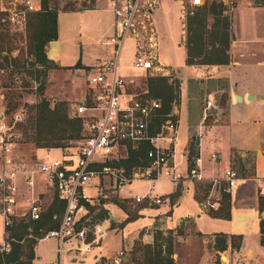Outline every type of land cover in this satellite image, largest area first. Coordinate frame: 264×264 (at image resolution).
Here are the masks:
<instances>
[{"label": "rangeland", "instance_id": "374dc122", "mask_svg": "<svg viewBox=\"0 0 264 264\" xmlns=\"http://www.w3.org/2000/svg\"><path fill=\"white\" fill-rule=\"evenodd\" d=\"M47 6L49 9L57 11V17L56 40L50 42L46 54L48 58H51L59 66L66 67V69L61 71L47 69L45 75H43L41 68L34 63L33 58L26 54L25 36L9 34L3 24L0 23V111L3 109L5 111L6 103L15 107L12 111L6 113L8 116L17 108L28 107L33 102H36L38 87L43 88V97L49 102L50 106L54 102H65L68 112L73 115L76 105L89 95L87 93V79L110 55L109 47L102 44L113 32L112 17L107 10H104L106 9L104 0H48ZM223 8L230 25L231 38L227 51L229 61L232 62L234 58L235 60L241 59L244 66H249L246 64H250L255 59V51L264 55V50L261 51L259 49L260 46H263L261 42H264V7H255L251 0H227L223 4ZM178 11L179 5L177 1L162 0L160 9L155 14L154 26L158 38V47L155 55L164 71H167L163 76L167 78L166 84H168V67L179 66L183 62V51L180 44L184 42V39L182 40L181 37L185 35V17L191 15L187 14V9L185 15L179 17ZM195 11L193 10L192 13ZM129 43V41L126 42L125 46L129 45ZM130 51L128 48L127 53L121 56L119 73L123 78L133 80L134 84L131 90L141 94L146 92L145 83L149 76L129 67ZM257 58L261 57L258 56ZM12 60H16L17 66H6ZM240 73H244L249 77H254L255 75L259 78L263 75L262 69L254 66L242 68ZM152 77H159V75ZM169 77L172 80L170 83L171 96L174 98V104L178 105L177 96L180 91L178 83L174 79L175 74L173 71L169 72ZM216 87L220 91L221 84H217ZM192 94L194 99V106L192 107L197 109L198 106L205 103L206 98H202L199 89L193 90ZM146 96L156 100L162 107L158 98H153L150 94L148 96L147 93ZM202 99L204 100L202 101ZM214 103L216 105L220 103L219 95L214 99ZM27 112L28 116H30L31 113L28 110ZM162 119L163 117L159 115L154 120L155 124L162 121ZM16 143L14 152L21 164L31 166L38 162L61 158L60 149L63 148L35 150L32 143L26 140H20ZM78 143L79 141L68 142L65 147L67 149L66 152L72 154L78 147ZM206 153L207 156L212 153L216 154L210 151ZM201 155L203 158L206 157L204 154ZM126 158L127 155L124 156L123 149H119L116 155L113 154L110 157L108 162L112 166L122 168L126 175L135 172L137 168L141 170L144 167H131L129 173H126L124 166L120 163ZM206 161L204 160V163L201 164L202 175H204L203 165ZM180 172H184V169H181ZM221 172L220 170L219 173L221 174ZM237 172L240 174L238 170ZM193 185H195L196 199L200 200V207L194 201L190 188L184 190L178 204L175 205L178 192L184 188L183 184L160 182L157 184L156 193L166 195L168 197L167 201L142 211V208H147L144 204H136L124 196L128 198L131 196L127 193V190L142 195L146 187L145 183L131 182L125 190H121V195L118 197L116 193H112L111 189H107L109 185L105 179L99 187L102 190L101 196L97 197L96 202L89 204L91 210L87 209V216L81 219V224H78V226L83 225L88 230H91L95 225L105 226L104 220H98L102 210H106V220H113L114 223L105 226L107 230L105 237L98 243L99 245H92L95 247L85 254L81 264H93V258L99 255L109 258L110 261L113 254L119 250L123 252L126 264H146V259L154 255H157V264H174L173 260L179 255L183 257L185 264H194L196 262V264H204L207 260V255L205 252L203 253L204 247L200 249L201 254H198L200 251L198 250L197 238H186V236L192 235L194 230L202 233H211L220 227L223 229L232 227L239 233L236 234L239 235L238 247L244 251L250 250V257L246 259L248 264H264V247L260 246L258 242V219L261 214L258 211L257 201L251 200L250 202L247 197L232 201L230 208V216L232 218L229 225L213 221L204 214L197 219L196 216L200 214L202 209L206 212L208 210H216L219 205L220 195L218 196L215 189L207 194L199 190L198 186L204 185V183L193 182L188 187ZM174 189L176 191L170 195ZM85 193L93 197L95 190L86 187ZM169 195L171 198L170 202ZM217 197L218 205H215V209H208L206 205L208 199L211 203ZM40 200L42 216L54 200V196L52 193L45 191L43 195H40ZM119 204L125 207V212L121 210L118 206ZM141 211L142 216L140 215ZM126 212L135 214L136 218L123 226L122 223L127 216ZM177 219L181 221L176 224L175 220ZM26 222H29L26 216L16 218L15 224L5 232L4 239L10 236L13 239H10L9 243L14 242L15 238L22 233V224ZM54 223H56V220L51 219L48 221L49 226ZM153 223H158L162 229H154ZM120 228L121 230H118ZM145 233H148L149 237H144ZM27 234H31V228L27 229ZM87 237L88 239L91 237L89 233ZM200 240L198 239V242ZM213 240L215 241V238ZM38 242L37 240L36 243ZM54 249L55 240L52 238L37 244L35 252L39 260L36 264H57ZM168 249L171 252L169 257L167 256ZM172 254H175V256ZM71 256V253H64L62 255V264H78L77 261L71 260ZM176 260V264H180L177 258ZM219 262L224 264L225 259L216 255L211 263L219 264Z\"/></svg>", "mask_w": 264, "mask_h": 264}, {"label": "built area", "instance_id": "2783aa9c", "mask_svg": "<svg viewBox=\"0 0 264 264\" xmlns=\"http://www.w3.org/2000/svg\"><path fill=\"white\" fill-rule=\"evenodd\" d=\"M162 0H104L112 17V35L102 44L110 49V56L86 81L87 95L75 107L72 116L81 120L83 137L72 154L66 148L61 150V158L38 162L28 166L21 164L14 152L18 142L17 126L26 117L24 107L17 108L11 115L0 111V218L4 230H9L16 218L26 216L29 222L41 219L40 195L50 192L63 204L62 213L54 229L45 232L39 242L55 240L56 263L62 264V255L70 248L64 244L69 240L78 243L74 250L81 253L90 245H97L105 237L106 228L95 225L88 230L81 224L87 216L89 204L101 196L100 185L107 180L108 188L119 197L121 190L131 182H143V195L133 194L129 198L136 204L147 207L167 201L166 196L153 194L157 182L207 183L211 193L214 189L229 194L239 180L233 168H224L220 175L205 179L201 170L199 154L194 156L191 166L188 154H180L186 162L184 172L179 170V162L174 161L177 123L166 115L159 123L154 120L160 104L146 96V92L131 90L134 82L123 78L120 73L121 56L128 50L131 69L149 77L163 75V67L158 62L155 51L158 38L155 30V14ZM179 5V17L211 2L225 4L227 0H175ZM40 10L39 0H0V23L13 35H24L26 21L30 14ZM130 42L125 46L126 42ZM206 108L211 106L206 102ZM145 151L146 166L126 175L122 168L108 162L113 154L123 149ZM212 162L218 161L214 153L208 156ZM93 188L95 195L88 196L85 188ZM130 193V190L127 191ZM207 196V195H206ZM218 197L206 202L208 209H215ZM90 207V206H89ZM54 219V217H53ZM109 226L108 220H104ZM88 233L91 237L88 239ZM10 239L0 243V253H8ZM109 264H126L120 250L110 258Z\"/></svg>", "mask_w": 264, "mask_h": 264}, {"label": "crops", "instance_id": "0c3cea01", "mask_svg": "<svg viewBox=\"0 0 264 264\" xmlns=\"http://www.w3.org/2000/svg\"><path fill=\"white\" fill-rule=\"evenodd\" d=\"M104 10H107L109 12L107 5L106 9ZM181 39L183 40L184 37H181ZM49 44L50 42L46 44L44 52L46 58L52 61L58 67V69H54V71H61L62 69H66V67L59 66L51 58L47 57L46 52ZM261 44L263 46H260L259 49L263 51L264 42H261ZM180 46L183 51V62L179 66L168 67V83L170 84L172 82L171 78L169 77V72L173 71L175 74L174 79L177 81L180 91L179 95L177 96L178 105L174 104L173 100L170 104L171 109L168 114L177 123L174 161L179 162V170L185 168L186 162L185 160L184 162L180 160L179 155L184 153H186L187 155L190 148V143L192 142L195 156L197 154H199V156L201 154H204L206 156L204 158L202 155L200 156L202 163H204V160H207L203 165V176L204 178H206V180L211 177L218 176L220 174L219 171H222L227 167L235 168V170L237 169L240 172V174L237 172L239 180L237 181L235 188L229 193V218L227 220L212 218L208 216L207 212L202 208L200 214L196 216V218L198 219L204 214L213 221L229 225L232 218V216H230L232 201H235L237 199L241 200V198L245 197H247L250 202L251 200L257 201L258 195H264V98L262 97L264 96V55H262L258 51H255V59L250 62V64H246L249 66H244L241 62V59L235 60V58L232 59V62L228 63L227 65L186 66L184 65L183 42L180 44ZM257 55L261 58L258 59ZM109 56L107 57V59L109 58ZM250 66L261 68L263 74L262 77L259 78L255 75L254 77H249L244 73H240V69ZM166 72L167 71H164L163 68V75L161 76H164ZM222 81H224L227 86V100L224 106L216 105L214 103V99L217 97V95H219L220 97V95L223 93L222 90L219 91V88L216 87L217 84L222 83ZM211 85L212 87H210ZM195 89H199L201 91L202 98H206L205 103L198 106L197 109L192 107L194 106L192 92ZM247 95H251L252 99L246 100ZM235 96L240 97L239 103H235ZM203 100L204 99H202V101ZM206 102H210L211 106L206 108ZM208 116H211V118L207 119V122H204L205 118ZM195 138L198 139L197 146H195L194 144ZM207 151L215 152L217 156L219 155L220 157L218 156V161H210L206 153ZM236 160H238L239 163H237ZM158 183L160 182H157L154 186L155 190L153 194L156 196H166L156 193ZM182 184L184 188L180 192H178L175 205L178 204L180 198L184 193V190H188L190 188L194 201L200 207V200H197L195 196V185L188 187V185H191V183ZM145 189L143 191V194L145 192ZM175 191L176 190L174 189V191H172L170 195H172ZM128 194L133 195L136 193H132V191L130 190V193ZM120 195L121 194H119V196ZM170 195L169 202L171 199ZM124 197L128 198L126 196ZM145 209L151 208H142V211ZM142 211L140 212V215L142 214ZM180 221V219L175 220L176 224ZM108 223H110L109 225H111L114 222L112 220L108 221ZM157 224L153 223V228L162 229L160 225ZM101 228H105V226L102 225ZM118 230H121V228ZM106 231L107 230H105V235ZM5 232L6 231L2 227L0 218V243L4 240ZM147 234L148 233H145L144 237H149V234ZM236 234L239 233H237L232 227L230 229L228 227L227 229H223L220 227L219 229H216L211 233H202L200 231L194 230V233L192 235H187L186 238L196 237L199 251L200 249H202V247H204L203 253L205 252V254L207 255V260L204 264H212L211 262L214 260V257L216 255H219L221 256V258L225 259L224 264H248L246 259L250 257V250L244 251L239 247L237 249H231L230 247L229 237L239 236ZM221 235L225 237L226 242L225 249L219 252L214 248L213 239L215 238V236ZM198 239L201 240L198 242ZM39 243L41 242L36 243L33 248L34 258L31 261V264H36L39 260V257L35 252V248ZM77 243L78 242L75 240H69L64 245H66L65 248L72 249L71 251H68V253H71L72 255L71 260L77 261L78 264H81L83 263V257L85 256V254L90 252L91 249L95 246L90 245L86 248V251L79 253L74 250ZM207 245L209 247L208 250ZM198 254H201V251ZM172 255L175 256V254ZM176 258L178 259L180 264H185L181 255H179V257L176 256ZM176 258L173 260L174 264L177 263ZM93 264H109V258L99 255L93 258ZM219 264L222 263L219 262Z\"/></svg>", "mask_w": 264, "mask_h": 264}, {"label": "trees", "instance_id": "16d2710c", "mask_svg": "<svg viewBox=\"0 0 264 264\" xmlns=\"http://www.w3.org/2000/svg\"><path fill=\"white\" fill-rule=\"evenodd\" d=\"M255 7H264V0H251ZM40 10L30 14L26 21L24 35L26 38V54L33 58L34 63L41 68L42 74L45 75L47 69H58V67L46 58L44 48L47 43L56 40V16L57 11L48 8V0H39ZM194 13L185 17L184 22V65L186 66H204V65H227L229 61L228 47L230 42V25L229 19L224 14L223 4L211 2ZM209 17V19H207ZM16 60L7 63L6 66L16 67ZM76 66V65H75ZM74 66V67H75ZM42 75V76H43ZM167 78L163 76L148 77L145 87L146 93L153 98L161 101L162 107L157 112V116L165 118L171 109L170 104L174 100L171 96V84H166ZM220 90V103L224 106L227 100V86L222 81ZM168 90V92H167ZM25 107V106H23ZM5 113L12 111L14 105H5ZM31 115L26 117L20 125L17 126V134L20 140H26L34 146L35 150H49L65 148L66 144L71 141H79L83 137L81 120L70 115L65 102H54L51 106L43 97V88H37V101L25 107ZM211 118L208 116L205 118ZM172 120H174L171 117ZM145 145L140 146L137 150H128L127 158L120 163L124 166L126 173H129L131 167H141L146 165ZM195 156L193 143H190L188 151V164L191 166L192 158ZM237 163L238 160H236ZM199 190L207 194L209 184L198 186ZM120 203V202H119ZM257 205L259 214L264 213V195L257 196ZM124 212L125 207L118 205ZM88 209L91 208L88 206ZM63 204L54 200L42 214L41 219L36 222H26L22 224V233L15 238L14 242L9 243L10 250L8 253H0V264H31L34 258L33 248L36 241L48 230L57 226V221L62 213ZM98 220H105L106 210H102ZM122 225L135 220V214L128 212ZM208 216L216 219L227 220L229 218V194L220 192V201L216 210H208ZM55 216V217H54ZM54 217V219H53ZM56 220V223L49 226V220ZM31 228V234H27V229ZM8 231V230H5ZM259 245L264 247V215L258 220ZM7 239H13L7 237ZM225 237L215 236L214 248L221 252L225 249ZM229 244L231 249H237L239 246V236H230ZM171 252L168 249L167 256ZM157 255L148 257L146 264H157Z\"/></svg>", "mask_w": 264, "mask_h": 264}, {"label": "water", "instance_id": "95a60500", "mask_svg": "<svg viewBox=\"0 0 264 264\" xmlns=\"http://www.w3.org/2000/svg\"><path fill=\"white\" fill-rule=\"evenodd\" d=\"M262 97L264 98V96H262ZM251 99H252L251 95H247L246 96V100H251ZM234 101H235V103H239L240 102V97L239 96H235L234 97ZM194 144H195V146H197V144H198V139L197 138H195V143ZM263 215H264V213L262 212L261 216H263Z\"/></svg>", "mask_w": 264, "mask_h": 264}]
</instances>
